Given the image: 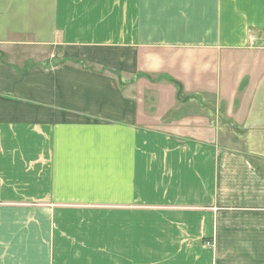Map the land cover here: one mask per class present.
I'll return each instance as SVG.
<instances>
[{
	"label": "crops",
	"instance_id": "0c3cea01",
	"mask_svg": "<svg viewBox=\"0 0 264 264\" xmlns=\"http://www.w3.org/2000/svg\"><path fill=\"white\" fill-rule=\"evenodd\" d=\"M252 46L264 0H0V264H264Z\"/></svg>",
	"mask_w": 264,
	"mask_h": 264
},
{
	"label": "rangeland",
	"instance_id": "374dc122",
	"mask_svg": "<svg viewBox=\"0 0 264 264\" xmlns=\"http://www.w3.org/2000/svg\"><path fill=\"white\" fill-rule=\"evenodd\" d=\"M257 46V45H256ZM256 46L250 47V49L245 50V51H239V52H233V53H226L224 54V62L226 63V60L234 61L236 63H264V51L263 52H258V48ZM220 65V63H217ZM222 72L225 77L226 69H225V64L224 67H222ZM220 74V71H219ZM214 76V75H213ZM212 76V77H213ZM261 78V82L259 84L258 89H253L252 92L255 93V101L253 103V108L255 110H264V73L262 71L261 75L259 76ZM224 86V83H223ZM210 108L208 109V112ZM219 135L222 138H225L226 140H233L234 144H237L236 142H241L242 137L237 135L232 127L230 125L224 124L221 130H219ZM248 141H250L252 147L256 143L262 151H264V132H258V133H250L248 137H246ZM231 141V142H233ZM254 143V144H253ZM255 144V145H256Z\"/></svg>",
	"mask_w": 264,
	"mask_h": 264
},
{
	"label": "built area",
	"instance_id": "2783aa9c",
	"mask_svg": "<svg viewBox=\"0 0 264 264\" xmlns=\"http://www.w3.org/2000/svg\"><path fill=\"white\" fill-rule=\"evenodd\" d=\"M254 42V38L252 37V43Z\"/></svg>",
	"mask_w": 264,
	"mask_h": 264
}]
</instances>
